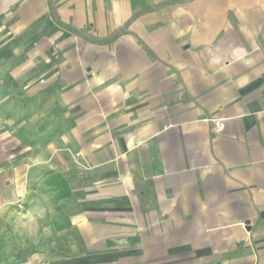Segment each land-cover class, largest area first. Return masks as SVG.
<instances>
[{"label":"crops","instance_id":"obj_1","mask_svg":"<svg viewBox=\"0 0 264 264\" xmlns=\"http://www.w3.org/2000/svg\"><path fill=\"white\" fill-rule=\"evenodd\" d=\"M52 21L79 42L24 99L32 213L108 264H264V0H52Z\"/></svg>","mask_w":264,"mask_h":264},{"label":"rangeland","instance_id":"obj_2","mask_svg":"<svg viewBox=\"0 0 264 264\" xmlns=\"http://www.w3.org/2000/svg\"><path fill=\"white\" fill-rule=\"evenodd\" d=\"M45 2L42 20L40 0H0V161L12 165L13 182L11 200L0 202V264H108L92 259L90 246L78 235H62L67 222L52 227L47 215L32 213L33 200L26 201L27 193L34 191L24 189V99L52 93L50 83L58 70L54 57L67 58L63 49L79 42L70 32H53L52 0Z\"/></svg>","mask_w":264,"mask_h":264}]
</instances>
